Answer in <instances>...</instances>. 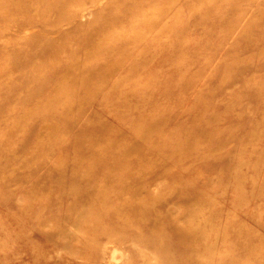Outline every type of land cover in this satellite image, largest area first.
Returning a JSON list of instances; mask_svg holds the SVG:
<instances>
[{"label": "rangeland", "instance_id": "374dc122", "mask_svg": "<svg viewBox=\"0 0 264 264\" xmlns=\"http://www.w3.org/2000/svg\"><path fill=\"white\" fill-rule=\"evenodd\" d=\"M99 130L134 153L123 241L75 223L112 216L76 203ZM0 264H264V0H0Z\"/></svg>", "mask_w": 264, "mask_h": 264}, {"label": "bare ground", "instance_id": "6f19581e", "mask_svg": "<svg viewBox=\"0 0 264 264\" xmlns=\"http://www.w3.org/2000/svg\"><path fill=\"white\" fill-rule=\"evenodd\" d=\"M71 71L72 69L68 67L64 70V75L61 76L60 79V85L53 92L51 100L54 101L55 99L62 98L71 92L69 90L70 88L64 87L66 80L71 79V83L73 85L77 84L76 81H73V77L70 76ZM87 74V79L94 75L93 72ZM80 86L82 88H86L87 81L83 80ZM101 131L104 132L103 129H101ZM101 131L99 130L96 133L97 136L95 133L91 134L95 135L93 140H88V142L81 141L73 148L74 154L72 157V165L75 166L76 169L80 168L82 165L85 166V169L82 171V177L85 175L86 178H89L91 176L90 172H92V168L94 166H100L102 169L101 174L98 176L99 179L94 183V185L87 187L82 195H79V197L76 199V203H78V205H84L87 202L90 204L96 200L98 203H100L96 206V208L103 210L107 214L112 213V216L111 218L105 219L106 221L103 226L101 222L103 220L98 215L94 216L92 223L89 221L88 217H86L88 214L81 211L76 212L75 223L77 225L82 224V226H88L89 230L93 231H97L99 228H101L102 231L100 232L99 236L105 232L104 239L107 242L123 241L124 238H126L125 233L128 228L127 225H135V223L137 225L142 223V217H136L133 219L128 217L130 211L133 210V206L136 205L134 200L132 199L133 201L130 200L127 202L123 200V196L125 194H129L132 198H135L138 193V188L133 186L134 181L129 180L127 176H123L122 174L126 165V160L134 155V153L130 149H125L122 145V140L119 139H116L112 143H103L101 139ZM106 149L108 152H111V158H107L106 156L102 157L97 154V151ZM82 158L87 159L90 162L81 165ZM81 196L84 198L82 197L83 199H80ZM129 218L130 221L128 222ZM116 231L119 232V234H116ZM196 233L197 232H194L192 228H187L185 230L173 229L159 237L155 235H149L148 237L144 238L140 237L138 240L157 246L165 255H168L170 251L177 254L186 252L188 253L189 250L197 248V244L195 245V243L198 234Z\"/></svg>", "mask_w": 264, "mask_h": 264}]
</instances>
